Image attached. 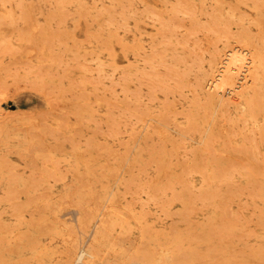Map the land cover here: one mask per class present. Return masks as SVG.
Listing matches in <instances>:
<instances>
[{"label":"rangeland","instance_id":"1","mask_svg":"<svg viewBox=\"0 0 264 264\" xmlns=\"http://www.w3.org/2000/svg\"><path fill=\"white\" fill-rule=\"evenodd\" d=\"M263 55L264 0H0V264H264Z\"/></svg>","mask_w":264,"mask_h":264},{"label":"bare ground","instance_id":"2","mask_svg":"<svg viewBox=\"0 0 264 264\" xmlns=\"http://www.w3.org/2000/svg\"><path fill=\"white\" fill-rule=\"evenodd\" d=\"M27 17H28V16H27ZM240 32H241V34L243 35L244 33H242V32H245V31L242 30V31H240ZM241 34H240V36H241ZM245 34H246V33H245ZM247 35H248V34H247ZM247 35H246V36L244 35V36L247 37ZM248 36H250V35H248ZM236 38L238 39L237 36H236ZM241 38H242V37H241ZM249 38H251V37H249ZM237 39H236V40H237ZM238 40H239V39H238ZM243 40H245V39H243ZM240 41H241V40H240ZM240 41H239V42H240ZM247 41H250V39H249V40L247 39ZM251 41H253V38L251 39ZM251 41H250V42H251ZM244 42H246V41H244ZM133 43H134V42H133ZM241 43H242V41H241ZM251 43H253V42H251ZM251 43H250V44H251ZM248 44H249V43H247V45H248ZM243 45H244V43H243ZM244 46H245V45H244ZM250 46H251V45H250ZM122 47H123V46H122ZM139 47H140V46H138V47H136V48L139 49ZM246 47L248 48V46H246ZM237 48H238V47H237ZM239 49H240V48H239ZM239 49H238V50H239ZM248 49H249V48H248ZM256 49H257V48H256ZM124 50H125V49H124ZM234 50H235V49L233 48L232 51H234ZM241 50H242V49H241ZM243 50H244V49H243ZM245 50H246V49H245ZM229 51L231 52V50H229ZM252 51H254V50H251V52H250V51H249V52L252 54ZM136 52L139 53L140 51L136 50ZM215 52H216V51H215ZM227 52H228V51H227ZM235 52H236V51H235ZM247 52H248V51H247ZM249 52H248V54H249ZM257 52H258V51H257ZM237 53L239 54V53H241V52L238 51ZM237 53H236V57H235V58L238 57V54H237ZM242 53H244V52H242ZM245 53H246V52H245ZM213 54H214V53H213ZM233 54H234V52H233ZM255 54H256V53H255ZM258 54H259V53H258ZM231 55H232V54H231ZM231 55H227V53H226V56H229V57H227V58L225 59V66H223V67L221 66L222 69H221V71H219L220 73H219L218 77L216 78V81L214 82V85L217 84V83H219V84L221 83L220 86H222V84H224V82H226V80H228V79L230 78L229 80H232L231 83H232V84L234 83L233 85L235 86L236 83H235L234 81H236V79H235L234 76H237V75L234 74V73H235L234 70L237 69L238 64H236L237 62L235 61V58H234L233 56H231ZM234 55H235V54H234ZM240 55H241V54H240ZM245 55L247 56V54H245ZM259 55H260V54H259ZM211 56H213V55H211ZM216 56H217V55H216ZM243 56H244V55H243ZM243 56H242L241 59H243V58L245 57L244 60L246 61V56H244V57H243ZM249 56H250V55H249ZM254 56H255V55H254ZM261 56H262V54H261ZM261 56H260V57H261ZM263 56H264V55H263ZM239 57H241V56H239ZM239 57H238V58H239ZM251 57H252V56H250V58H251ZM255 57H256V56H255ZM257 57L259 58L258 55H257ZM215 58H216V57L213 56V60H214ZM223 58H225V57H223ZM250 58H249V59H250ZM247 59H248V56H247ZM249 59H248V60H249ZM256 59H257V58H256ZM260 59H262V61L264 60L263 57L260 58ZM210 60H211V59H210ZM239 60H240V59H239ZM245 61H243V63H244ZM256 61H257V60H256ZM260 61H261V60H260ZM260 61H259V62H260ZM113 62H114V61H113ZM127 62H128V61H127ZM209 62H210V61H209ZM221 62H222V61H221ZM238 62H239V61H238ZM253 62L255 63V61H253ZM211 63H212V61H211ZM239 63H240V62H239ZM243 63H241V64H243ZM257 63H258V61H257ZM257 63H256V64H257ZM260 63L264 66V62H260ZM212 64H213V63H212ZM241 64H239V67H240ZM244 64L246 65V63H244ZM258 64H259V63H258ZM261 64H259V65H261ZM209 65H210V63H209ZM236 65H237V67L234 69V67H235ZM262 65H261V66H262ZM226 66H227V68H226ZM242 66H243V65H242ZM242 66H241V67H242ZM247 66H250V69H251V67H252V66L250 65V63H249V65H247ZM257 66H258V65H257ZM210 67H211V66H210ZM253 67H254L255 71H257V69L255 68V65H254ZM217 68H218V67H217ZM219 68H220V67H219ZM246 68H247V67H246ZM257 68L259 69V68H261V67L258 66ZM238 69H239V68H238ZM263 69H264V68H263ZM263 69H262V70H263ZM240 70H241V69H240ZM262 70H261V71H262ZM245 71H246V70H245ZM245 71H244V73H249V72H247L248 70H247L246 72H245ZM251 71H252V70H251ZM233 72H234V73H233ZM237 72H238V71H237ZM263 72H264V71H263ZM202 73H203V72H202ZM242 73H243V72H242ZM242 73H240V74H242ZM253 73H254V70H253ZM256 73H257V75H258V72H256ZM259 73H260V72H259ZM204 74H205V73H204ZM216 74H218V72H217ZM233 74H234V75H233ZM249 74H250V73H249ZM260 74H262V72H261ZM202 75H203V74H202ZM206 75H207V74H206ZM244 75H245V74H244ZM255 75H256V74L252 75V76H253L252 78L256 79V80H253V83H254V81L257 83V81H258L257 79H259V77H260L259 75H258L259 77H254ZM257 75H256V76H257ZM262 75H263V74H262ZM200 76H201V75H200ZM200 76H199V77H200ZM203 76H205V75H203ZM203 76H202V77H203ZM214 76H215V75H214ZM216 76H217V75H216ZM232 76H233V79H232ZM199 77H197V78H199ZM205 77H206V76H205ZM239 77H241V76H239ZM239 77H238V80H239ZM246 77H247V76H246ZM248 77H249V76H248ZM210 78H211V77H210ZM250 78H251V77H250ZM261 78H262V77H261ZM202 79H203V78H202ZM234 79H235V80H234ZM199 80L201 81L200 78H199ZM210 80H211V79H210ZM210 80H209V81H210ZM233 80H234V81H233ZM238 80H237V81H238ZM242 80H244V78H243ZM242 80H241V81H242ZM247 80H248V79H247ZM260 80H261V79H260ZM204 81H205V80H204ZM237 81H236V82H237ZM261 81H262V80H261ZM261 81H260V82H261ZM197 82H199V81H197ZM197 82H196V85H198ZM202 82H203V81H202ZM202 82H201V83H202ZM207 82H208V80H207ZM229 82H230V81H229ZM229 82H227V83H229ZM243 82H244V81H243ZM243 82H241V85H242ZM250 82H251V81H250ZM250 82H249V83H250ZM262 82H263V81H262ZM205 83H206V82H205ZM210 83H211V81H210ZM210 83H208V84H210ZM227 83H226V84H227ZM231 83H230V84H231ZM256 83H255L254 85H257V87H259L258 84H256ZM219 84H218V85H219ZM226 84H224V85H226ZM237 84H238V82H237ZM237 84H236V85H237ZM239 84H240V82H239ZM246 84H248V83L246 82ZM251 84H252V83H251ZM199 85L201 86L202 84H199ZM203 85H204V84H203ZM211 85H212V84H211ZM214 85H213V86H214ZM218 85H217V86L215 85V86L219 88ZM244 85H245V84H244ZM259 85H260V83H259ZM200 86H198V87H200ZM205 86H206V84H205ZM208 86H209V85H208ZM208 86H207V87H208ZM237 86H239V85H237ZM202 87H203V86H202ZM202 87H201V88H202ZM246 87H247V86H245V88H246ZM249 87H250V84H249ZM254 87H255V86H254ZM261 87H262V85H261ZM196 88H197V87H196ZM233 88H234V87H233ZM251 88H252V90H255V89H256V88L254 89L253 87H250V89H251ZM214 89H215V88H214ZM219 89H220V88H219ZM238 89H239V88L236 87V90H237V91L234 90L235 93H236V92L238 93V91H239ZM241 89H242V88H241ZM247 89H248V87H247ZM258 89H261V88H258ZM258 89H257V91H258ZM263 89H264V86H263ZM263 89H262V90H263ZM199 90H200V88H199ZM201 90H202V89H201ZM203 90L205 91V88H203ZM203 90H202V91H203ZM220 90H221V89H220ZM242 90H244V86H243V89H242ZM242 90H241V91H242ZM196 91H197V90H196ZM202 91H201V92H202ZM211 91H212V90H211ZM246 91H247V90H246ZM257 91H256V92H257ZM260 91H261V90H260ZM197 92L200 93V91H197ZM239 92H240V91H239ZM242 92H243V91H242ZM253 92H255V91H253ZM199 93H198V94H199ZM200 94H201V93H200ZM202 94H204V93L202 92ZM207 94H208V91H207ZM217 94H218V93H217ZM238 94H240V93H238ZM242 94H243V93H242ZM244 94H245V93H244ZM249 94H251L250 91H249ZM253 94H254V93H253ZM220 95H221V94H220ZM247 95H248V93H247ZM198 96H200V95H198ZM207 96H208V95H207ZM207 96H206V97H207ZM239 96H240V95H239ZM204 97H205V96H204ZM210 97H211V96H210ZM215 97H216V95H215ZM240 97H241V96H240ZM244 97H245V95H244ZM248 97H249V96H247V98H246V97H245V98L248 99ZM251 97H252V95H251ZM253 97H254V96H253ZM200 98H201V96H200ZM200 98H199V99H200ZM220 98H221V97H220ZM245 98H244V99H245ZM254 98H255V97H254ZM204 99H205V98H204ZM204 99H203V100H204ZM222 99H224V96L222 97ZM226 99H227V98H226ZM230 99L232 100V98H230ZM207 100H208V99L206 98V100H204V101L207 102ZM212 100H214V99H212ZM250 100H251V99H250ZM222 101H223V100H222ZM228 101H229V102H228L229 104L226 102V105H227V104H228V105L231 104V103H230L231 101L229 100V98H228ZM233 101H234V100H233ZM233 101H232V102H233ZM237 101H238V100H237ZM246 101H247V100H246ZM246 101H245V102H246ZM206 102H205V103H206ZM209 102H210V101H208V105H210ZM249 102H250V101H248V102H246V103H249ZM219 103H220V102H219ZM222 103L224 104L225 101L222 102ZM236 103H237V102H236ZM238 103H241V105H239V106H242V105L244 106V105H246V104L243 103V102H239V101H238ZM238 103H237V104H238ZM242 103H243V104H242ZM252 103H253V101H251V104H252ZM232 104H233V103H232ZM196 105H197V104H196ZM228 105H227V107H229ZM233 105H234V104H233ZM247 105H248V104H247ZM252 105H253V104H252ZM252 105H249V106H252ZM217 106H218V105H217ZM222 106H225V105H222ZM227 107H226V108H227ZM245 107H246V106H245ZM195 108H196V107H195ZM250 108H252V107H249V109H250ZM245 110H246V109H245ZM247 110H248V109H247ZM248 111H249V110H248ZM250 111H251V109H250ZM250 111H249V112H250ZM196 112H197V109H196ZM250 114H251V113H250ZM210 172H211V171H210ZM213 172L215 173L216 171L214 170ZM208 175H209V174H208ZM214 175H216V174H214ZM209 176H210V175H209ZM210 178L212 179V178H214V176H213V177L211 176ZM103 184H104V183H103ZM101 186H102V185H101ZM187 186H188V185H187ZM187 186H185V189H184V186H183L181 189H182V190L184 189V190L186 191V190H187V189H186ZM188 187H189V186H188ZM190 188H191V187H190ZM100 189H101V188H100ZM107 189H108V188H107ZM181 189H180V190H181ZM180 190H179V191H180ZM182 190L180 191V193H182ZM184 190H183V191H184ZM208 191H210V190H208ZM152 192H153V190H152ZM205 192H207V191L205 190ZM205 192H204V193H205ZM180 193H179V194H180ZM184 193H185V192H184ZM184 193H183V196L181 195V196L178 197V196L176 195L177 198H180V197H181L180 199L183 200L184 197L186 196V195L184 196ZM187 193H190V192H187ZM43 194H44V193H43ZM176 194H177V193H176ZM210 194H211V192H210ZM117 195H118V194H117ZM204 195H205V197L207 196V194H204ZM40 196H41V195H40ZM187 196H188V195H187ZM209 196H210V195H209ZM116 197H117V196H116ZM182 197H183V199H182ZM187 198H188V197H186V199H187ZM123 199H124V198H123ZM129 200H130V199H129ZM113 201H114V200H113ZM108 204H109V203H108ZM104 206H106V205H104ZM131 206H132V205H131ZM95 207H96V206H95ZM108 207H109V206H108ZM127 207H129V206H127ZM189 207H190V206H188V208H189ZM106 208H107V206L104 208L105 211H106ZM102 210H103V209H102ZM108 210H109V209H108ZM116 210H117V209H116ZM109 211L111 212V210H109ZM109 211L107 212V214L109 213ZM93 212L97 213L96 211H93ZM102 212L104 213V211H102ZM112 212H113V211H112ZM119 212H120V211H119ZM95 213H94V214H95ZM114 213H115V212H114ZM101 214H102V213H101ZM116 214H118V213L116 212L115 215H116ZM119 214H120V213H119ZM99 215H100V213H99ZM102 215H103V214H102ZM109 215L111 216V214H109ZM112 215H113V214H112ZM121 215H122V214H121ZM118 216H119V215H117V218H118ZM90 217H91V216H90ZM112 217H114V215H113ZM101 218H102V217H101ZM103 218H104V217H103ZM103 218H102V221H105V222H106L107 220H103ZM108 218H109V217H108ZM110 218H111V217H110ZM141 218H142V217H141ZM141 218L139 217V219H141ZM81 219H82V218H81ZM92 219H93V218H92ZM105 219H107L106 216H105ZM113 219H115V218H113ZM109 220H110V219H108V221H109ZM120 220H121V219H120ZM124 220H125V219H124ZM133 220H135V217H134ZM118 221H119V219H118ZM121 221H122V220H121ZM126 221H127V220H126ZM137 221H138V220H137ZM97 222H98V221H97ZM100 222H101V220H100ZM111 222H112V220H111ZM128 222H129V221H128ZM128 222H127V225L129 224ZM101 223H102V222H101ZM114 223H116V222L114 221ZM125 223H126V222H125ZM125 223H124V224H125ZM98 224H99V223H98ZM98 224H97V225H98ZM103 224H104V222H103ZM103 224H102V225H103ZM102 225H101V226H102ZM130 225H131V223H130ZM99 226H100V225H99ZM121 226H122V228H123V224H121ZM87 227H88V226H87ZM105 227H106V226L104 225L103 229H104ZM108 227H111V226H108ZM108 227H106V228H108ZM188 227H189V226H188ZM130 228H131V226H130ZM149 228H150V227H148V230L151 232V230H150ZM201 228H202V227H201ZM103 229L99 230V229L96 228V231H97V230L102 231ZM125 229H126V230L129 229V227H128V228H125ZM109 230H110V229H109ZM109 230H108V231H109ZM123 230H124V229H123ZM126 230H125V231H126ZM153 230H154V229H153ZM104 231H107V230L104 229ZM154 231H155V230H154ZM94 232H95V230H94ZM94 232H93V234H94ZM97 232H98V231H97ZM143 232H145L144 229H143ZM146 232H147V231H146ZM150 232H149V234H150ZM155 232H156V231H155ZM155 232H154V235L156 234ZM157 232H158V230H157ZM101 233H104V232H101ZM160 233H161V232H160ZM160 233H159V234H160ZM162 233H164V232H162ZM182 233H185V231L182 232ZM104 234H105L104 236H107L108 233H107V234L104 233ZM144 234H145V233H144ZM146 234H148V233H146ZM159 234H157V235H159ZM102 235H103V234H101V236H102ZM157 235H156V236H157ZM162 235H163V236H166L165 234H162ZM168 235H169V232H168ZM95 236H96V235H95ZM97 236H99V235H97ZM101 236H100V237H101ZM172 236H173V235H172ZM150 237H151V236H150ZM152 237H153V236H152ZM154 237H155V236H154ZM94 238H95V237H94ZM155 238H156V237H155ZM161 238H162V237H161ZM161 238H160V239H161ZM172 238H173V237H172ZM174 238H175V237H174ZM176 238H177V237H176ZM180 238H181V237H180ZM99 239H100V238H99ZM168 239H170V240H169V241H170V244L175 240V239H174V240L172 239V241H171V238H169V237H168ZM94 240H95V239H94ZM96 240H97V238H96ZM106 240H107V238H106ZM106 240H105V241H106ZM158 240H159V239H158ZM98 241H99V240H98ZM98 241H97V242H98ZM153 241H154V240H153ZM156 241H157V240H156ZM163 241H164V240H163ZM92 242H95V241H91L90 243H92ZM159 242L161 243L162 241H159ZM163 243H165V242H163ZM175 243H176V242H175ZM92 244H93V243H92ZM92 244H90V245L92 246ZM94 244H95V243H94ZM94 244H93V246H94ZM110 244H111V243H110ZM167 244H168V243H167ZM176 244H178V245H176V246H180L179 243H176ZM182 244H183V243H182ZM149 245H150V244H149ZM104 246H105V245H104ZM153 246H154V245H153ZM155 246H156V247H153V250H154V248H156V249H157V248L160 249V248H163V247H164V245H163V247H161V245H160V248H159V247H157V246H158L157 244H156ZM176 246H175V244H174V247H176ZM97 247H98V246H97ZM148 247H149V246H148ZM150 247H151V246H150ZM150 247H149V248H150ZM172 247H173V245H172ZM172 247H171V248H172ZM187 247H189V245H188ZM67 248L69 249V247H67ZM67 248H66V249H67ZM73 248H74V247H73ZM106 248H107V247H106ZM149 248H147V249H149ZM151 248H152V247H151ZM179 248H180V247H179ZM184 248H186V247H184ZM193 248H194V246H193ZM66 249H65V250H66ZM90 249H91V248H90ZM92 249H93V248H92ZM107 249H109V248H107ZM147 249H146V250H147ZM158 249H157V251H155V252L158 253V252H159ZM165 249H167V248H164V250H165ZM173 249L175 250V248H173ZM173 249H172V251H173ZM186 249L189 250L190 247H189V248H186ZM197 249H198V248H197ZM93 250H94V249H93ZM95 250H96V251L98 250V249H96V246H95ZM95 250L92 251V253H93V252L95 253ZM101 250H102V249H101ZM113 250H114V249H113ZM113 250H112V251H113ZM138 250H139V249H138ZM138 250H137V251H138ZM143 250H145V249H142L141 252H143ZM151 250H152V249H151ZM151 250H149V251H151ZM168 250H170V248H169ZM177 250H178V249H176L175 251H177ZM188 250H185V249H184V252H185V251L188 252ZM193 250H196V247H195L194 249L189 250L190 252H189L188 255H191L190 253H191ZM198 250H199V249H198ZM198 250H197V251H198ZM70 251H72V250H70ZM73 251H74V250H73ZM139 251H140V250H139ZM147 251H148V250H147ZM149 251H148V252H149ZM197 251H196V253H197ZM84 252H86V251H84ZM84 252H83V253H84ZM151 252H152V251H151ZM151 252H150V253H151ZM184 252H183V253H184ZM83 253H82V254H83ZM87 253H88V252H87ZM145 253H146V251H145ZM145 253H144V254H145ZM150 253H149V255L151 256L152 253H151V254H150ZM153 253H154V252H153ZM157 253H156V255H157ZM168 253H169V252H168ZM174 253H176V255H177V252H174ZM69 254H70V253H68V255H69ZM89 254H90V253H89ZM89 254H88V255H89ZM131 254H132V253H131ZM138 254L141 255L139 252H138ZM144 254H142V255H144ZM146 254H148V253H146ZM146 254H145V255H146ZM154 254H155V253H154ZM164 254H165V253H164ZM170 254H172V256H173V253H172V252H170ZM91 255H92V254H91ZM93 255H94V254H93ZM136 255H137V254H136ZM179 255H181V254H179ZM185 255H187L186 252H185ZM185 255L182 254L183 258H184ZM188 255H187V257L185 256L187 259L190 257V256H188ZM193 255H194V253H193ZM131 256H132V255H131ZM134 256H135V253H134ZM146 256H147V255H146ZM182 256H179V260L181 259ZM203 256H204V255H203ZM135 257H136V256H135ZM137 257H139V256H137ZM141 257H142V258H145V256H141ZM141 257H140V258H141ZM147 257H148V256H147ZM152 257L154 258V256H152ZM173 257H175V255H174ZM140 258H139V259H140ZM149 258L151 259V257H149ZM149 258H148V259H149ZM153 258H152V259H153ZM161 258H162V257H161ZM186 258H185V259H186ZM77 259H79V257H78ZM127 259H128V258H127ZM146 259H147V258H145L144 260H146ZM152 259L149 260V261L152 262ZM172 259H174V258H172ZM177 259H178V258H177ZM185 259H184V260H185ZM191 259L193 260L194 258H190V260H191ZM153 260H155V258H154ZM165 260H167V259H165ZM182 260H183V259H181V262H180L179 264H182V263H183ZM188 260H189V259H188ZM77 261H78V260H77ZM121 261H122V260H121ZM127 261H128V260H127ZM133 261H134V260H133ZM141 261H143V259H141ZM21 262H22V261H21ZM69 262L71 263L72 261H69ZM123 262H124V261H123ZM125 262H126V261H125ZM130 262H131V260H130ZM130 262H127V263H130ZM136 262H137V261H136ZM138 262H139V260H138ZM170 262H171V261H170ZM172 262H174V260H172ZM176 262H177V261H176ZM176 262H174V263H176ZM193 262H194V261H193ZM193 262H192V263H193ZM142 263H143V262H142ZM144 263H146V261H144ZM174 263H173V264H174ZM177 263H178V262H177ZM187 263H188V261H187ZM68 264H69V263H68ZM83 264H84V263H83ZM86 264H87V263H86ZM122 264H123V263H122ZM130 264H131V263H130ZM146 264H148V263H146ZM183 264H184V263H183ZM185 264H186V263H185ZM188 264H190V263H188Z\"/></svg>","mask_w":264,"mask_h":264}]
</instances>
